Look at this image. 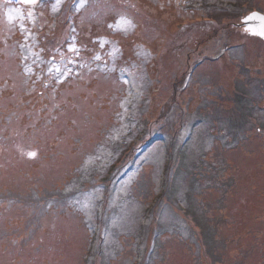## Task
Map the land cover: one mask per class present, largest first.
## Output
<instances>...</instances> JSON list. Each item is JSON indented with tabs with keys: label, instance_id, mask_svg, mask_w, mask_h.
<instances>
[{
	"label": "rangeland",
	"instance_id": "374dc122",
	"mask_svg": "<svg viewBox=\"0 0 264 264\" xmlns=\"http://www.w3.org/2000/svg\"><path fill=\"white\" fill-rule=\"evenodd\" d=\"M70 1L0 0V264H264V0Z\"/></svg>",
	"mask_w": 264,
	"mask_h": 264
},
{
	"label": "water",
	"instance_id": "95a60500",
	"mask_svg": "<svg viewBox=\"0 0 264 264\" xmlns=\"http://www.w3.org/2000/svg\"><path fill=\"white\" fill-rule=\"evenodd\" d=\"M244 23L247 31L264 39V14L254 12Z\"/></svg>",
	"mask_w": 264,
	"mask_h": 264
},
{
	"label": "trees",
	"instance_id": "16d2710c",
	"mask_svg": "<svg viewBox=\"0 0 264 264\" xmlns=\"http://www.w3.org/2000/svg\"><path fill=\"white\" fill-rule=\"evenodd\" d=\"M78 3V0H71L70 1V4H69V8H72V9H74L75 7H76V4ZM69 18H71V14H70V12H68L67 14H66V18H65V22H69L70 21V19ZM71 42H73V41H71ZM71 42H70V44H71ZM41 66H45V68L47 67V70H50V71H52V72H55L56 70V67H58L57 66V64H56V62H52V61H46V60H43V63L42 64H40ZM58 72V71H57Z\"/></svg>",
	"mask_w": 264,
	"mask_h": 264
},
{
	"label": "flooded vegetation",
	"instance_id": "af4514ba",
	"mask_svg": "<svg viewBox=\"0 0 264 264\" xmlns=\"http://www.w3.org/2000/svg\"><path fill=\"white\" fill-rule=\"evenodd\" d=\"M252 12H255V10H252ZM252 12H250V13H252ZM249 13V15L247 14L246 16H244L245 17V20L243 21V24L245 25V21L247 20V19H249V17H251V14ZM247 17V18H246ZM238 25H240V24H238ZM238 28H240V27H238ZM242 28L244 29L245 28V30H246V27L245 26H242ZM242 28H240V29H242Z\"/></svg>",
	"mask_w": 264,
	"mask_h": 264
},
{
	"label": "bare ground",
	"instance_id": "6f19581e",
	"mask_svg": "<svg viewBox=\"0 0 264 264\" xmlns=\"http://www.w3.org/2000/svg\"><path fill=\"white\" fill-rule=\"evenodd\" d=\"M91 30H92V27H91ZM94 31H97V30H94ZM86 32H87V29H85V33H86ZM87 34H88V33H87ZM87 34H86V35H87ZM88 38H89V37H88Z\"/></svg>",
	"mask_w": 264,
	"mask_h": 264
}]
</instances>
